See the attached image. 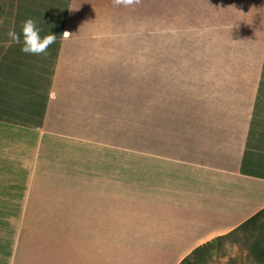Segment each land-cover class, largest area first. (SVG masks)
<instances>
[{"label":"crops","instance_id":"0c3cea01","mask_svg":"<svg viewBox=\"0 0 264 264\" xmlns=\"http://www.w3.org/2000/svg\"><path fill=\"white\" fill-rule=\"evenodd\" d=\"M28 17L57 36L46 55L9 46ZM149 81L197 83L198 99L179 92V113L217 116L214 138L183 122V137L151 140L149 154L103 156L56 198L50 228L29 231L45 238L33 264H180L264 209V0H0L3 161L24 132L78 131L95 83Z\"/></svg>","mask_w":264,"mask_h":264},{"label":"rangeland","instance_id":"374dc122","mask_svg":"<svg viewBox=\"0 0 264 264\" xmlns=\"http://www.w3.org/2000/svg\"><path fill=\"white\" fill-rule=\"evenodd\" d=\"M150 38L142 36L139 40L151 42ZM158 39L165 42L166 36ZM95 42L118 43L119 36L95 35ZM152 53L159 58L168 55L167 51L144 50V60ZM94 86L95 106L87 110L95 113L79 116L78 131L24 132L30 139L16 140L14 160L7 162L1 157L0 264H33L38 259L34 247L45 238H34L29 231L38 230L40 221L44 229L50 228L45 226L50 218L54 219L56 198L59 203L70 198L73 178L77 181L88 169L101 170L103 156L149 154L158 149L150 146L151 140L183 137V130L177 127L183 122L205 123L204 133L207 138H214L217 116L179 113L186 110L179 92L191 89L190 97L198 99L197 83L149 81ZM166 91L170 98L165 97ZM192 99L191 103L195 101ZM25 219L31 222L24 223ZM50 240L47 236L48 244ZM51 255L47 264H54ZM182 264H264V213L202 245Z\"/></svg>","mask_w":264,"mask_h":264},{"label":"clouds","instance_id":"9594fccd","mask_svg":"<svg viewBox=\"0 0 264 264\" xmlns=\"http://www.w3.org/2000/svg\"><path fill=\"white\" fill-rule=\"evenodd\" d=\"M62 35L67 37L69 32L64 31ZM6 36L9 46L19 45L22 53L33 56L46 55L49 46L57 39L56 34L49 30L47 33H43V30L31 17L21 21L19 32L13 26L7 31Z\"/></svg>","mask_w":264,"mask_h":264},{"label":"trees","instance_id":"16d2710c","mask_svg":"<svg viewBox=\"0 0 264 264\" xmlns=\"http://www.w3.org/2000/svg\"><path fill=\"white\" fill-rule=\"evenodd\" d=\"M262 213H264V209L261 210L260 212H258L257 214H255L254 216H252L250 219H248V220L246 221V224H248V222H251L252 220H254L258 215H260V214H262ZM199 248H200V247H199ZM199 248H197L196 250H194V251L192 252V254H193L195 251H197ZM192 254H191V255H192ZM188 257H189V256H188ZM188 257H187V258H188ZM187 258H185L184 260H182L180 264H182L183 262H185Z\"/></svg>","mask_w":264,"mask_h":264}]
</instances>
